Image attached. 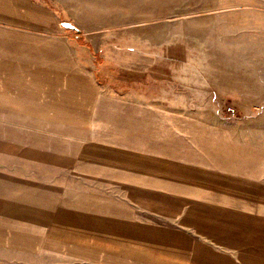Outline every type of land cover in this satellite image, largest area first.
<instances>
[{"label": "crops", "instance_id": "crops-1", "mask_svg": "<svg viewBox=\"0 0 264 264\" xmlns=\"http://www.w3.org/2000/svg\"><path fill=\"white\" fill-rule=\"evenodd\" d=\"M30 5L0 0V264H264L254 240L213 235L258 221L264 192L205 151L213 109L182 105L180 78L119 91L68 47L37 60Z\"/></svg>", "mask_w": 264, "mask_h": 264}, {"label": "rangeland", "instance_id": "rangeland-1", "mask_svg": "<svg viewBox=\"0 0 264 264\" xmlns=\"http://www.w3.org/2000/svg\"><path fill=\"white\" fill-rule=\"evenodd\" d=\"M29 2L37 12V26L29 29L36 36L37 60H78L119 91L127 88L125 78H180L182 105L218 108L230 120L224 127L213 110L200 117L213 126V137L222 128L220 141L203 142L212 161L264 179V0ZM165 92L172 86L165 85ZM209 131L199 127L193 135L199 140ZM249 224L225 223L228 228L212 231L230 240H254L263 257L264 192L259 220Z\"/></svg>", "mask_w": 264, "mask_h": 264}, {"label": "water", "instance_id": "water-1", "mask_svg": "<svg viewBox=\"0 0 264 264\" xmlns=\"http://www.w3.org/2000/svg\"><path fill=\"white\" fill-rule=\"evenodd\" d=\"M66 27L70 28V29H74V30H77L78 27L70 22H64L63 23Z\"/></svg>", "mask_w": 264, "mask_h": 264}, {"label": "built area", "instance_id": "built-area-1", "mask_svg": "<svg viewBox=\"0 0 264 264\" xmlns=\"http://www.w3.org/2000/svg\"><path fill=\"white\" fill-rule=\"evenodd\" d=\"M229 110H230V111H232V112L234 111V109H233V108H229Z\"/></svg>", "mask_w": 264, "mask_h": 264}]
</instances>
